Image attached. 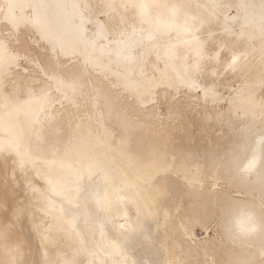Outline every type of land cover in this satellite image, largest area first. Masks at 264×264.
Wrapping results in <instances>:
<instances>
[{
    "label": "rangeland",
    "instance_id": "rangeland-1",
    "mask_svg": "<svg viewBox=\"0 0 264 264\" xmlns=\"http://www.w3.org/2000/svg\"><path fill=\"white\" fill-rule=\"evenodd\" d=\"M21 1L18 24L13 0H0V83L42 115L26 137L35 147L48 132L52 169L21 172L64 256L264 264V11L158 0L160 28L128 0H69L67 11L66 0Z\"/></svg>",
    "mask_w": 264,
    "mask_h": 264
},
{
    "label": "bare ground",
    "instance_id": "bare-ground-1",
    "mask_svg": "<svg viewBox=\"0 0 264 264\" xmlns=\"http://www.w3.org/2000/svg\"><path fill=\"white\" fill-rule=\"evenodd\" d=\"M252 1L254 2V9L259 12L264 11V0ZM13 2L10 9L17 17L16 13L21 10L22 1L13 0ZM128 2L143 16L152 17L156 12L159 17V26L162 27L161 18L165 14V3L163 8L158 9V0H128ZM70 4L71 2L66 0L62 8L64 7L67 11ZM170 7L173 10L171 17L175 20L182 9L177 3H173ZM70 22L72 25L71 20ZM17 23L19 24L18 17ZM56 27L58 28L55 25V29H57ZM187 27L183 26L184 30L196 34L197 29L192 30ZM134 33L137 40L141 41L143 38L141 31L135 29ZM200 44V42L194 41V48L200 50ZM128 47L130 50L134 48L133 45ZM179 77L188 78L183 73L179 74ZM127 78L128 85H137L140 81L145 80L144 76L129 75ZM41 116L39 115L36 119L29 118L21 104L11 102L0 83V264H73L71 260L64 256L65 250L55 244L56 240L51 236L54 229L42 219L36 207L43 202L26 192L24 180H28L29 177L21 172L22 167H27L29 171L39 169L43 171L42 173H50L52 169L49 159L55 155H53L47 143L48 132L42 136L35 133L38 138H44L43 143L36 144L35 147L29 145L30 139L26 137L28 132H32L31 128L39 127L38 124L33 123L41 119ZM44 141L46 142L44 143ZM21 145L25 147L22 156L20 154ZM31 179L40 187L47 186L41 175L36 176L33 174ZM51 196L59 197L53 194ZM24 197L25 199H23ZM64 203L66 212V208L71 206H67V201H64ZM33 212L37 215V222L30 218ZM41 236L48 239V245L42 244Z\"/></svg>",
    "mask_w": 264,
    "mask_h": 264
}]
</instances>
